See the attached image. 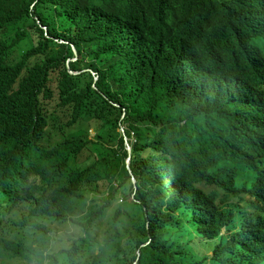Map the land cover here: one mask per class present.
<instances>
[{"label":"trees","instance_id":"16d2710c","mask_svg":"<svg viewBox=\"0 0 264 264\" xmlns=\"http://www.w3.org/2000/svg\"><path fill=\"white\" fill-rule=\"evenodd\" d=\"M257 37L264 0H0V264H264L191 185L264 147Z\"/></svg>","mask_w":264,"mask_h":264},{"label":"clouds","instance_id":"9594fccd","mask_svg":"<svg viewBox=\"0 0 264 264\" xmlns=\"http://www.w3.org/2000/svg\"><path fill=\"white\" fill-rule=\"evenodd\" d=\"M75 51L78 54L76 49ZM76 60L77 58L73 59V61ZM72 73L79 74L73 71ZM96 80H99L98 76ZM252 83L256 84V97L259 100L256 104L264 113V66L256 71ZM210 97L224 99L217 89L211 90ZM240 131L246 138H257V142H264V121L258 119L257 112L252 109L244 112ZM129 147L131 145L128 142ZM230 152L226 155V163H233ZM129 160L131 159L129 158L128 162ZM224 167H227V164ZM223 177L224 180L209 184L207 170L202 169L197 181L191 185L202 197L208 199L212 209L226 215L220 224L229 222L230 218H235L248 226L245 243L252 247V254H259L263 248L261 224L264 218V147L248 168H238L233 165L223 172ZM258 226L260 227L256 229Z\"/></svg>","mask_w":264,"mask_h":264},{"label":"rangeland","instance_id":"374dc122","mask_svg":"<svg viewBox=\"0 0 264 264\" xmlns=\"http://www.w3.org/2000/svg\"><path fill=\"white\" fill-rule=\"evenodd\" d=\"M255 43L260 48H262V50L264 52V38L257 37L255 39ZM33 61L35 63V61H38V60L36 58H34ZM69 116H70V109L67 108V109L61 111L60 112V115H58L59 121L62 124H64L65 122H67V118ZM123 130H125V129H123ZM89 137L90 138H94L95 137V131H94V129H91L89 131ZM62 139H63V134H62L61 130H57V129H55L53 127L52 130H51V135H49V138L47 139L46 143L48 145H50V144L51 145H55L57 142L61 141ZM119 196H120L119 199H124V197L121 196V194ZM50 222L51 221H49V220H43L42 221V227L46 228L47 231H50L52 229L54 230L53 232H51V234L53 235V246L54 247L55 246H58V245H61L62 246V244H65L66 242H68V240L70 239L71 235H73L74 233H76L75 227L74 226H71L70 223L61 224V223H57L56 221H53V224H49ZM40 235H41V232L38 230V233L35 234V237L30 240V244L33 243V245H37V238H39ZM96 254H97V252H96ZM13 260L14 259H9V260L6 259L5 264H16V262L13 261Z\"/></svg>","mask_w":264,"mask_h":264},{"label":"water","instance_id":"95a60500","mask_svg":"<svg viewBox=\"0 0 264 264\" xmlns=\"http://www.w3.org/2000/svg\"><path fill=\"white\" fill-rule=\"evenodd\" d=\"M128 149H129V152H130V154H132V148H131V147H129ZM129 163H130V160H129ZM133 182H135V180H134V179H133Z\"/></svg>","mask_w":264,"mask_h":264}]
</instances>
